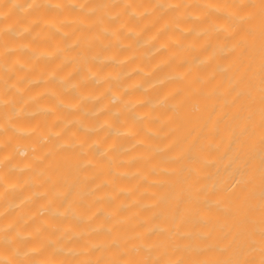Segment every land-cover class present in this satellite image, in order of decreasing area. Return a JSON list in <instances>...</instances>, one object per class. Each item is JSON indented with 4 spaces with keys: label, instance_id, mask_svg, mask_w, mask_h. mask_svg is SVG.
<instances>
[{
    "label": "bare ground",
    "instance_id": "bare-ground-1",
    "mask_svg": "<svg viewBox=\"0 0 264 264\" xmlns=\"http://www.w3.org/2000/svg\"><path fill=\"white\" fill-rule=\"evenodd\" d=\"M27 2L0 0V252L264 264V0Z\"/></svg>",
    "mask_w": 264,
    "mask_h": 264
},
{
    "label": "clouds",
    "instance_id": "clouds-1",
    "mask_svg": "<svg viewBox=\"0 0 264 264\" xmlns=\"http://www.w3.org/2000/svg\"><path fill=\"white\" fill-rule=\"evenodd\" d=\"M38 0H28V2L26 3V6L22 9L23 12L27 13L29 12L33 7H35L37 5ZM67 3L72 5V6H76L77 5V0H67ZM54 7H63L64 6V0H55V3L53 4ZM170 6H177V0H171ZM211 7H215V5H210ZM79 7L83 8L84 5L83 3L79 4ZM131 15H137L138 13L136 12L135 9L132 10V12L130 13ZM71 18H68L67 20H62L59 23H57L56 21H48V25L54 29H56L57 31H61L60 28V24L62 23H66V22H70ZM8 28H11V25L8 26ZM29 28L25 27L24 31H28ZM63 51V49L56 47V48H52V49H42L40 50V52L37 55V59L41 58V57H47V58H51L52 56L56 55L57 53ZM107 59H111V58H107ZM211 59V57H205L203 62H208ZM103 62V61H102ZM55 78V73H49L48 76L46 77V79H52ZM90 78L93 79H97V82H101L104 77L103 76H98V74L96 72H91L90 73ZM67 81L66 77H60V82L61 83H65ZM77 87V85L75 83H70L68 84L67 88L65 89L66 91L69 88H75ZM36 99V97H31L29 102H32ZM82 100L84 99H95V97H90L87 94H85L84 96L81 97ZM120 99V94L119 93H113L111 99H110V103H115L116 101H118ZM132 107H135V103H133L131 105ZM55 108H66L69 110H75L76 105L69 103L67 101H65L62 98H58L57 99V103L55 106H49V105H41L39 107V111L42 112H49V111H54ZM23 109H19L16 113V116H20L22 114ZM13 128L15 130V132L20 135V136H28V135H32L33 134V130L30 128H27L25 126L22 125H13ZM124 134H128V130H125ZM49 135H58V133L54 132V131H49ZM47 142V137L46 136H42L41 138V143H46ZM17 152L21 155V156H26L28 154V150L27 149H21L19 147H17ZM3 161H0V164H2ZM23 167H21V170H23ZM14 185H8V187H12ZM3 193H0V196H2ZM31 197H28V199H30ZM0 231H2V229H0ZM18 235H21L22 238H27V234H20L18 233ZM34 250L33 249H28L25 252H20L19 249H14L13 252L11 254L9 253H3L0 252V264H17V259L16 258H20L23 259L24 257L30 255Z\"/></svg>",
    "mask_w": 264,
    "mask_h": 264
}]
</instances>
